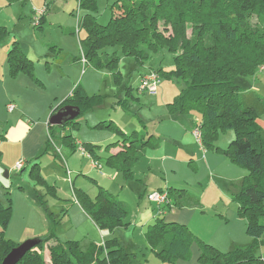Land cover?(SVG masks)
I'll return each instance as SVG.
<instances>
[{
	"label": "trees",
	"instance_id": "trees-1",
	"mask_svg": "<svg viewBox=\"0 0 264 264\" xmlns=\"http://www.w3.org/2000/svg\"><path fill=\"white\" fill-rule=\"evenodd\" d=\"M13 1L21 0H9ZM77 2L83 10L79 25L85 32L79 39V58H83L85 64L111 73L114 85L120 88L112 93L111 106L117 103L118 108L128 111L133 102L130 101L133 95L128 76L120 69L122 56L133 63V68L147 64V69L138 75L137 91L142 78L151 73H156L159 78L162 74L180 78L183 86L168 103L170 111H196L200 116L195 123L200 144L206 149H216L247 170L231 186L230 194L239 215L246 219V233L252 238L251 243L220 251L199 240L187 225L166 221L162 214L173 206L199 205V200L185 189L168 187L166 197L171 199L173 196L174 201L165 200L158 205V214L147 231L151 251L160 260L175 263L177 259L187 257L191 244L197 242L200 264H264L255 249L264 235V96L252 89L251 84L260 66L264 65V0H114L106 23L96 17V0ZM3 32L5 29L1 25L0 41ZM160 51L171 56L169 69L162 65V60L157 65L152 57L153 53ZM65 55L60 53L59 63ZM6 62L11 76L21 72L38 80L32 60L15 40L8 49ZM106 102V95H89L76 86L57 107H51L50 116L60 107L75 106L79 114L59 125L74 126L83 111L103 106ZM104 126L114 129L122 137L121 148L104 159L105 165L117 170L124 179L132 178V164L144 154L152 135L138 131L125 134L112 122ZM54 127L47 122L48 134L56 144V138L60 137L62 144L72 151L84 149L81 154L99 164L92 167L102 169L97 145L80 144L70 134L58 133ZM224 130H232L234 136L227 147L218 148L214 142L218 132ZM44 152H53L65 165L51 147L48 135ZM40 155L31 160L29 175L43 190L47 181L37 167ZM70 185L73 198L100 229L112 230L127 225V204L107 188L96 181V192L90 196L84 190H76L72 181ZM53 190L56 195L55 187ZM158 192L165 193L162 189ZM5 194L6 200L0 202V264L6 254L21 243L3 235L12 207L8 189ZM37 197L42 199L41 202L44 199L39 192ZM192 199L194 201L189 203ZM49 229L47 235L34 238V243L16 264H135L115 237L103 244L91 243L83 250L78 241H61L51 227Z\"/></svg>",
	"mask_w": 264,
	"mask_h": 264
},
{
	"label": "rangeland",
	"instance_id": "rangeland-1",
	"mask_svg": "<svg viewBox=\"0 0 264 264\" xmlns=\"http://www.w3.org/2000/svg\"><path fill=\"white\" fill-rule=\"evenodd\" d=\"M113 1L96 0L97 9L95 14L100 22L106 23L108 21L110 5ZM14 3L15 1L0 0V26H4L5 29L3 38L0 41V118L6 116V103L9 102V100H6L8 94H18L20 96V107L23 111L34 115L40 111V105L37 104L39 98H43L42 105L48 111L49 109L51 111V107H57L72 90L71 88L77 84H80L89 95L94 93L106 95L107 102L103 106L83 111L80 117L78 116L76 119L74 126L66 124L64 127L59 125L54 127L58 133L70 134L80 144L91 143L97 145V155L101 159L102 169L100 171L93 169L91 159L88 156H82L79 150L72 152L67 145L62 144L60 137H57V145L60 146V150L66 159L70 178L66 166L61 163L60 159L56 158L53 152L43 151L39 157L37 167L41 176L47 181L46 187L42 190L43 198L46 201L43 199L41 202L42 199L37 197L38 192L36 190L40 191V186L34 183V187H37L35 190L33 185L31 187L25 183L28 194L20 201V207L16 211L11 207L10 221L4 229L3 235L5 238H10L12 241L19 243L35 237L45 236L49 233L51 227L58 239L61 241L76 240L79 247L84 250L85 247L87 249L88 244L92 241L91 239L97 241L100 239L101 232L87 214H85L87 219H82L78 215L77 208L79 204L72 197L70 180L76 190L81 189L88 193H93V190L97 188L96 181H105L106 188L111 184L109 191L117 198L126 197L131 199V194H133L131 185L137 181L130 183L119 172L107 167L104 163V159L117 149V144L119 145L122 142V137L116 134L114 129L106 127L104 124L112 122L125 134H131L133 131L141 129L140 123L142 122L146 123L149 129H157L158 124L165 120L162 118L163 115L169 113L168 103L182 88L183 80L162 74L155 92L150 93L145 89L137 91L138 75L141 71L147 69V64L137 65L133 68L132 62H120V69L124 75L128 76L130 88H132L133 98L130 101L133 100V103L129 105L132 111L121 110L118 108L117 103H114L113 107L111 106L113 102L111 95L120 88L114 85L113 78L106 70H97L92 66L84 67L82 70L81 62V67L77 70L75 68L78 65L77 63H67V66L64 69L62 68L61 73L55 67L56 62H54L55 58L53 56L59 53L72 54L76 57L81 55L79 39L85 35V32L79 25L83 10L79 7L77 0H27L23 4L21 2ZM46 4L47 7H45ZM42 17H44V21H41ZM73 31L74 33H72ZM14 40L18 42L20 49L26 56H28V53L30 54L28 57L32 60L34 73L42 76H39V78L42 80L43 85L32 81L31 77L24 73H21L17 82L13 81L12 78L16 76L9 74L8 64L5 61L8 49ZM152 57L157 65L162 60L161 63L166 69L172 66V58L166 51L153 53ZM122 58L126 57L122 56ZM51 63L52 66H48ZM72 77L74 78L72 79ZM251 82L253 89L264 96V69L262 66H260ZM120 95L125 96V93L120 92ZM135 97L140 98L139 104L134 103ZM138 112L143 118L142 122L139 121ZM49 113L46 117L47 120L50 116ZM185 116L197 118L199 115L196 111H190ZM191 133L199 143L193 130ZM233 136L234 132L232 130L219 131L214 144L227 147ZM156 142L157 145L147 147V154L152 159L151 162L147 160L151 164L150 167L153 164L161 167L171 155L179 154L177 146L172 145L171 141L163 134L157 135ZM207 154H205V160L203 158L198 160L194 157L195 162L198 164L202 162L199 166L192 161L189 166H183L176 172H171L169 168H160L154 171L156 169L154 168L153 173L143 174L141 179L151 177L153 185L155 182H160L159 185L164 187L162 191L165 193L168 185L176 189H180V182L185 185L186 192L194 195L199 200L200 206L204 207L197 208L198 210L194 213L191 224L188 226V228L196 230L199 235L193 234L199 240L207 239L210 241L205 240L207 243L220 251H227L235 245L234 243H238L236 245H247L244 243H248L252 238L246 233V219L239 215L236 202L222 188H225L226 181L233 183L234 180L247 173V170L223 154H216V157L211 159L207 157ZM168 162L170 161L166 163ZM185 163L188 164V160ZM195 165L198 169L195 168ZM139 169L134 171L136 177L140 172ZM6 170V168H0V177L8 186L10 179L15 178L17 173L10 172V176L7 178L5 176ZM143 171L146 173L149 169L146 168ZM100 172H104L107 179L102 180L103 177H101ZM24 173L30 177L28 167ZM167 177L174 184L171 182H168L171 183L168 184ZM209 181H213L211 187H208ZM213 186L217 191L210 196ZM54 187L56 195L53 194ZM207 187L211 190H207ZM205 189L206 195L203 198ZM10 195L12 206L13 194L9 193ZM90 195L93 196V194ZM170 198L166 197V202L174 201L173 196H170ZM4 199L6 200V194H4ZM193 201V199L192 201L189 200V203ZM154 204L156 205V211L154 209L153 211L156 214L158 205L155 202ZM71 208L72 210L69 212ZM81 222L82 225L79 224ZM134 237L136 242L139 241L137 233L134 234ZM261 239L262 242L255 249L257 253L260 254L261 252L264 255V235Z\"/></svg>",
	"mask_w": 264,
	"mask_h": 264
},
{
	"label": "crops",
	"instance_id": "crops-1",
	"mask_svg": "<svg viewBox=\"0 0 264 264\" xmlns=\"http://www.w3.org/2000/svg\"><path fill=\"white\" fill-rule=\"evenodd\" d=\"M26 1L27 0L15 1V3L21 2L23 4ZM28 56H30L29 53H28ZM59 57H60V53L57 54L56 56H53V58H55L54 62H56L55 67L59 69L60 73H61L62 68L64 69L67 66V63H71V64L77 63L78 65L75 66L76 70L79 69V67H81L80 62L83 66L82 70L84 67L87 68L88 66H92L90 64H85L83 61H81V59L79 57H76L72 54H68V55L66 54L63 61H61L60 63L58 62ZM120 62L126 63V62H129V59L122 58ZM48 66H52V63L48 64ZM108 73L112 77L111 73L110 72H108ZM20 75H21V72L18 73L15 78H12L13 81L17 82V79L20 77ZM34 75L38 80H33L31 78L32 81H35V82L43 85V83H41L42 80L39 78L40 75L35 74V73H34ZM67 76H69V75H67ZM40 77H42V76H40ZM73 78L74 77H72V79ZM76 86L78 88L84 90L80 86V84H77ZM76 86L74 85L73 88ZM73 88H71V89H73ZM253 88L254 87L252 86V89ZM19 98H20V96L18 94H8L7 95L6 100H9V102H12L15 105V107L12 111H8L6 108V110H7L5 113L6 116L0 118V168L1 169H3V168L7 169L5 171V176L7 178H9L10 172H16L17 173L16 174L17 176L15 178L10 179V183L8 184V186H7V183L4 180H2L0 177V202L5 201L4 194H5V191L8 189L9 193L13 194L12 207H13L14 211H16L20 207V201L23 200L24 196L28 194L27 193L28 190L25 187V183H27L31 187L33 185V187H34L33 179L31 177H28L27 174L24 173V171L26 170L27 167H28V171H29L31 160L44 151L45 143H46L47 135H48L47 122L50 118V116H49L48 120L46 119L48 113L50 112V109L48 111V109L45 108L44 105H42L43 104V102H42L43 98L42 97L37 100V104L40 105V111L36 115H34L32 113H26L25 111H23L22 107H20V103H19L20 99ZM137 99L138 100H135L134 103L139 104L140 98L137 97ZM9 102H7L6 105ZM131 103H133V102H131ZM49 108H50V106H49ZM121 110H123V109H121ZM124 111H126V110H124ZM128 111H132V110L130 109ZM186 113H189V112H184V113H178L176 111L171 112L170 108H169V113H167V115H163L162 118H164L165 120H163V122H160L158 124L157 129H153V128L149 129L147 124L142 122L143 118L140 115V113L139 112L137 113V115L139 117V121L142 122V123L139 122L140 126H142V128L138 129V132H145L146 134H151L152 137L150 139V142L145 146L144 154L142 156H140L138 159H136L134 161V163L132 164L133 177L130 179H125V180L130 181V183L137 181L131 185V187L133 189L132 190L133 194H131L132 195L131 199H128L126 197H123L121 199L118 198L119 200L125 202L128 206L129 211H128V215L125 218V222L127 223V225L126 226L121 225V226H117V227L113 228L112 230H107V229H100L96 225V223L93 221V223L97 226L98 230L101 232L100 233V239L98 241L91 239L92 241H90L88 246L91 243L103 244L105 240L115 237L119 241L121 246L127 252L130 253V257L132 258V260L135 264H168V262H164V261L158 259L154 255V253L152 251H150L151 246H150V242H149L148 237H147V231L149 229V226L151 224H153V222H154V220L158 214V212H156V214L154 213L153 209L156 211V209H155L156 205L154 204V202H150L148 200V197H147L148 194L147 193H151L153 191H158L159 189H162L164 187L159 185L160 182H158V183L155 182L153 185L152 181H151V177L147 178V179H143V178L141 179V176L143 174L153 173L154 168H156L154 171H157V169H160V168H163V169L169 168V170H171V172H176V170H178L179 168H181L183 166L184 167L186 165L189 166L192 161L195 162L196 160L194 159V157H196V159H198V160L201 158H203L205 160L206 159L205 158L206 153H208L207 157H209L210 159L212 157H216L215 156L216 154L222 155V153H220L216 149H213V148L212 149L211 148L206 149L205 147H203V145L200 144V141L198 140L197 137L196 138L199 141V143L195 140V138L191 132H192V130L194 131V128L196 127L195 123L199 121L200 116H198L197 118L194 116H185ZM49 115H50V113H49ZM164 121H166V122H164ZM159 134H163L167 139H169L171 141L172 145L177 146V151L179 150V154L178 155H171V157H169L170 160L166 159L164 165H161V167L159 165L155 166L154 164L152 165V167H150L151 164L148 163L147 160H150V162H151L152 159L147 154V147L157 145V142H156L157 141V135H159ZM75 141L77 142V140H75ZM215 146L218 148H225L226 147V146L222 147L221 145H215ZM116 147H117V149H115L112 152H115L118 149H120L121 144L117 145ZM59 149H60V146H59ZM209 150H210V152H208ZM71 151H72V149H71ZM74 152H76V151H74ZM61 154H62V152H61ZM62 156H63V154H62ZM63 158H64V156H63ZM164 158H166V157H164ZM64 160H65V166H66L67 165L66 159L64 158ZM186 160H188V164L185 163ZM19 161L22 162V166L18 168V167H16V163ZM167 161H170V162L166 163ZM201 163L198 164L197 162H195V164H198V166L201 165ZM92 165L93 164L91 161V167H92ZM196 167L197 166L195 165V168ZM66 168H67V166H66ZM146 168H148L149 171H147L145 173V171H143V170ZM93 169H96V168H93ZM136 169L140 170L139 174L137 175L138 177H136V175L134 174V171ZM197 169H198V167H197ZM67 170H69V169L67 168ZM100 174H101V177H103L102 180L107 179L104 176V172H100ZM68 177L70 178L69 173H68ZM242 177H240V178H242ZM240 178L234 180L233 183H231V181H226L225 188L222 187L223 190H225L227 192V194L230 195V197H231V194H230L231 186ZM70 182H71V180H70ZM97 182L106 188L105 181L104 182L97 181ZM168 182L173 183V181H171V179H169L167 177V183ZM209 182H210V184H208V187H211L213 185V181H209ZM171 183H168V184H171ZM179 185H180L179 186L180 189H187L185 187V185L182 184L181 182L179 183ZM108 186L109 187H107V190L109 191L111 184ZM121 186L123 187V185H121ZM168 187H173V186L168 185L166 188H168ZM208 187H207V190H211L210 188L208 189ZM36 188L37 187H34L35 190H36ZM96 189L93 190V193H91V192L90 193L87 192V193L89 195L90 194L94 195L96 192ZM223 190H220V191H223ZM36 191L39 193L43 192L42 190H40V191L36 190ZM216 191L217 190H216L215 186H213V189H212L210 196L213 195V192L215 193ZM203 192H204V194H203V198H204L206 195V189ZM71 194H72V190H71ZM30 196L31 195L29 194V197ZM90 196H92V195H90ZM10 197H11V195H10ZM73 199H74V201H77L75 198H73ZM193 205H194V203H193ZM200 205L201 204L199 202V205H194V206H184L181 208L173 207L171 209H167V211H165L162 215L166 221L179 222V223L187 225V227H188L191 224V218L193 217L194 213L198 210L197 208H204L203 206L201 207ZM152 206H154V207L152 208ZM71 210H72V208L69 210V212ZM77 211H78V215H80L82 219H87V217L85 215L87 213L80 206V204H79V207L77 208ZM87 216L89 217L88 214H87ZM79 224L82 225V222ZM189 229L192 233H194V234L196 233L195 229H193V228H189ZM135 233H137L138 237H139L138 238L139 241H137V242L135 241L136 238L134 237ZM196 234H197V236L199 235L198 233H196ZM205 240L208 241L207 239H205ZM205 240H203V241H205ZM208 242H210V241H208ZM251 242H252V239L248 243H244V244H249ZM234 244L236 245L238 243H234ZM84 250H86V247L84 248ZM260 254H261L262 258H264V255L261 252H260ZM198 255H199V246H198L197 242H194L190 246L189 253H188L187 257L182 258V259H177L175 261V263H169V264H200L198 262Z\"/></svg>",
	"mask_w": 264,
	"mask_h": 264
},
{
	"label": "built area",
	"instance_id": "built-area-1",
	"mask_svg": "<svg viewBox=\"0 0 264 264\" xmlns=\"http://www.w3.org/2000/svg\"><path fill=\"white\" fill-rule=\"evenodd\" d=\"M81 61L85 62L83 58L81 59ZM262 68H264V65H262ZM158 82H159V77H158V75L156 73L148 74V75H146V76H144L142 78V80L140 82V85H139V90L145 89V90L149 91L150 93H153V92L156 91V87H157ZM6 108H7L8 111H12L14 109V104L12 102H9L6 105ZM194 134L198 138V134H199L198 129L194 128ZM48 138H49L51 147L61 157L62 161L65 164V160H64V158H63V156L61 154L59 146L55 143L54 139L51 136H49V134H48ZM79 150L81 151L82 154L84 153V149L80 148ZM92 164H93L92 165L93 167H97L99 165L95 161H92ZM21 166H22V162L21 161L16 163V167L19 168ZM66 171L69 173V170L66 169ZM147 197H148L149 200L157 203V205H159V204L161 205L166 200V193L153 191L151 193H148Z\"/></svg>",
	"mask_w": 264,
	"mask_h": 264
},
{
	"label": "water",
	"instance_id": "water-1",
	"mask_svg": "<svg viewBox=\"0 0 264 264\" xmlns=\"http://www.w3.org/2000/svg\"><path fill=\"white\" fill-rule=\"evenodd\" d=\"M79 114V110L75 106L65 105L57 110L55 114L50 116L48 122L53 125H61L74 119ZM33 239L21 242L18 246L11 249L2 260V264H16L26 250L34 243Z\"/></svg>",
	"mask_w": 264,
	"mask_h": 264
}]
</instances>
